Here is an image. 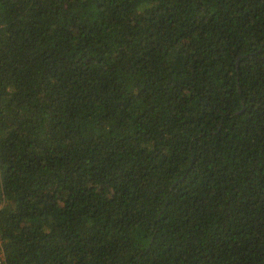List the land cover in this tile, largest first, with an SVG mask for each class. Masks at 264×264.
I'll return each mask as SVG.
<instances>
[{"label": "trees", "instance_id": "obj_1", "mask_svg": "<svg viewBox=\"0 0 264 264\" xmlns=\"http://www.w3.org/2000/svg\"><path fill=\"white\" fill-rule=\"evenodd\" d=\"M0 264H264V0H0Z\"/></svg>", "mask_w": 264, "mask_h": 264}]
</instances>
